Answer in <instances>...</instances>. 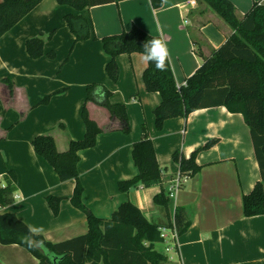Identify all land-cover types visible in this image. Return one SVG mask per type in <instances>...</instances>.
Wrapping results in <instances>:
<instances>
[{
    "label": "crops",
    "instance_id": "0c3cea01",
    "mask_svg": "<svg viewBox=\"0 0 264 264\" xmlns=\"http://www.w3.org/2000/svg\"><path fill=\"white\" fill-rule=\"evenodd\" d=\"M195 1L194 5L192 0H162V6L154 8L151 0H120L86 8L82 13L90 18L98 38H90L83 43L85 46L83 60H87L96 67L100 64L103 69L110 57L103 47L101 38L120 34L136 25L165 40L177 85H184L203 63V58L198 51L200 50L206 57L210 56L213 50L225 43L233 32L231 26L216 11L200 0ZM232 2L236 7L237 17L243 19L255 3L263 4L264 0H232ZM67 13L76 14L78 11L71 6L60 5L57 0H43L0 38V58H2L0 113L6 110L17 112L27 110L30 113L41 107L47 108V105L42 104L41 101L44 97L51 95L50 93L52 95L54 93L51 103L55 98L65 97L75 89L92 82L90 79L76 82L66 71L63 75L62 70H58L61 64V54L56 51L59 40H63L66 45L67 41L70 43L75 37L65 22L64 16ZM53 29H56L55 35L47 39ZM40 32H44L46 36L45 51L56 49V58L48 59L45 55L33 59L29 56L26 51V41ZM141 54L139 52L129 55L120 54L117 60L120 66V81L125 80L124 82L127 83L124 90L130 97L133 96L132 104L141 108L142 113L137 116L138 123L145 125L142 123L143 118L146 119V111L149 112L156 107L161 102V97L158 92H150L145 87L143 72L148 63L142 61ZM128 60L131 61L132 73L127 69ZM57 70L58 75L55 74ZM51 71L53 83L47 86ZM8 77L14 83L13 93L10 92L4 80ZM41 81L48 88L31 96L28 86L34 83L41 84ZM102 81L104 83L101 84L110 88L106 78H102ZM59 85L60 91L56 92ZM61 86L66 89L61 91ZM119 89L121 86L116 87L117 91ZM82 101L83 98L80 95L77 109L80 108ZM88 108L90 117L104 132L99 137L96 148L90 152L83 151L84 149L79 152V168L83 166L88 156H92L93 152L97 153L96 159L93 160L95 166L91 168L89 177L94 178L97 183L100 180L99 190L92 189L97 193L89 198V190L85 184L83 193L85 203L91 209L94 207V214L99 215V212H96L99 202L102 204L100 206L98 204V207L104 208V213L108 211L110 217L122 202L131 200L150 221L161 227H170L174 221L175 209L186 207L191 213L192 224L184 234L179 235L176 246L171 241L155 244L157 250L167 255L169 262L172 261L175 264H264V214L250 217L244 214L243 196L253 189L261 176L250 128L241 113L230 112L225 106H216L196 110L187 118H169L165 121L162 131H157L153 123L149 124V130L146 129V133L154 143L156 157L162 170V181L149 186L139 185L128 192L119 190V193H114L109 201L108 191L106 192L107 189L103 188H106L107 183L108 187H111L113 183L115 186L119 184V181L133 178L138 174L137 166L132 160V148L133 143L138 139L141 140L145 135H140L139 131L134 132V134L139 133L138 136L123 135L124 132L118 128V122L112 120L105 107L90 101ZM103 113L105 118L99 120V114ZM134 127L136 128L135 125ZM60 128L66 130L65 125H60ZM10 130L8 137L13 132ZM84 131L83 128L80 129V135L73 137L81 138V133ZM6 138L1 139L4 141L0 143L1 145L6 143ZM72 138L68 141L73 140ZM212 139H217L216 143L208 149L201 150L197 156V162L202 166L201 170L195 175L188 176L176 196L171 199L169 211L156 205L153 201L154 196L162 187L166 189L169 182L180 171L179 165L173 161V153L180 150L189 157L195 149ZM56 140L59 142L58 139ZM31 141L29 139L26 145L25 155L29 157L28 163L20 160L23 164L21 162L11 164L6 149L5 153H0V187L6 185L5 175L9 169L15 170L18 175L14 202L9 206H15L18 201L23 202L24 207L31 204L33 192L30 190L31 187L26 185L28 182L25 176L27 179V175L31 171H37L38 168V178H42L47 189L52 186L53 181V186L60 188L55 193L64 198L62 209H68L69 218L66 224L59 222L58 218L61 217L59 216L57 219L51 218L52 226L41 228L29 216L23 215L18 210L14 212L35 233L43 234L51 242H60L85 234L88 231V221L85 219L84 230L78 232L84 218L69 202L76 180L61 181L60 178L55 177L50 165L36 154ZM102 142L105 143L104 146L101 145ZM62 144L63 146L58 148L60 151H65L66 145ZM46 177H50V180ZM102 178L106 182L105 185L102 184ZM87 199L92 201V204ZM114 199L117 201L114 202ZM9 206L1 211H8ZM70 213H72L71 219ZM70 231H75L73 232L75 234ZM66 232L70 234L64 236ZM0 247L9 249V254L2 257V264H39V259L21 245L0 243ZM166 247L170 249L167 250ZM173 255L178 258L177 261Z\"/></svg>",
    "mask_w": 264,
    "mask_h": 264
},
{
    "label": "trees",
    "instance_id": "16d2710c",
    "mask_svg": "<svg viewBox=\"0 0 264 264\" xmlns=\"http://www.w3.org/2000/svg\"><path fill=\"white\" fill-rule=\"evenodd\" d=\"M43 0H2L0 1V38L31 12ZM120 0H57L60 5L73 7L78 13H67L65 22L75 36V42L97 39L90 18L82 12L86 8ZM216 11L233 29L225 43L204 56L201 66L187 79V84L178 88L170 63L167 70L158 71L154 63H148L143 72L145 87L150 92H158L161 102L155 107V121L162 130L165 121L173 117L187 118L192 112L216 106H225L230 112L241 113L250 128L255 157L260 168V180L253 189L243 196L244 214L248 217L264 214V3H255L243 19L236 15L232 0H200ZM154 8L162 6V0H151ZM56 29L50 31L51 39ZM161 38L134 25L120 34L101 38L109 55L106 70L113 81L120 77L117 61L122 53H143V44ZM46 36L44 32L26 41V50L31 58L45 54ZM47 55L56 58V51ZM14 91L11 78L4 79ZM86 101L81 115L86 132L83 139L71 140L69 149L60 151L51 135H37L32 141L36 154L57 172L61 181L76 180L72 204L87 212L88 231L60 242H51L43 234L35 233L15 212L1 211L14 202L18 175L9 169L5 175L6 185L0 187V243L18 244L28 249L39 259V264H169L167 255L157 250L155 244L163 241L158 224L150 221L143 211L131 200L122 202L109 218L98 217L82 201L84 187L78 171L79 152L96 145L98 134L103 129L90 117L88 102L105 107L118 128L130 133L131 124L126 105L110 100L111 90L101 83H90L86 87ZM59 92V91H58ZM51 95L41 103H48ZM61 126H64L61 124ZM145 136L133 143L132 157L138 168L133 178L119 181L118 188L128 192L139 185L149 186L160 183L162 170L156 157L151 138ZM217 139H212L195 149L189 157L180 150L173 153L181 173L191 176L201 170L197 156L201 150L210 148ZM63 197L49 195L51 208L58 214ZM153 201L169 211L171 198L165 188L154 196ZM192 224V216L186 207H177L174 221L179 235L184 234ZM168 227V226H167Z\"/></svg>",
    "mask_w": 264,
    "mask_h": 264
},
{
    "label": "rangeland",
    "instance_id": "374dc122",
    "mask_svg": "<svg viewBox=\"0 0 264 264\" xmlns=\"http://www.w3.org/2000/svg\"><path fill=\"white\" fill-rule=\"evenodd\" d=\"M66 41V40H65ZM87 40H79L75 42V37L73 38V40H71L70 43H66V45H64V41L63 40H59V44H58V49L56 51H59L61 54V64L58 68V70H62V74L64 75V71L67 72V74H69V76L71 78L74 79V81L76 82H84L85 79L87 80H91V83H104L102 81V78H106L109 82V89L111 90L112 94L110 96V100L114 103L120 102L126 105L127 111H128V116L130 119V123L131 124V131L128 134L123 133V135L132 137L134 136H138L139 133L134 134L135 131H139L140 135L144 134V130L142 129L143 125H139L138 120H137V116L140 115V113H142L141 108L139 106H136L134 104H132V97L129 96V94L124 90L125 87H127V83H125L124 81L122 82V80L120 81V77L118 81H113L111 80V78L109 77L107 70H106V65L108 63V61L105 63V66L103 69H101V65L99 64L98 67H96V65L94 64H90L88 63L87 60H83V56H84V49L85 46L83 45V43H86ZM66 46V47H65ZM64 48V49H63ZM27 51V50H26ZM48 52L45 51V54L43 56L46 55V57L48 59H51L48 55ZM122 54H128V53H122ZM129 55V54H128ZM42 56V57H43ZM41 58V57H39ZM33 59H37V58H33ZM118 61V60H117ZM2 63V58H0V64ZM127 69L130 73H132V65H131V61L128 60L127 61ZM1 68V67H0ZM56 71V75H58L59 71ZM51 80H53L52 77V71L50 73V75L48 76V81H47V86H49L50 84H52L53 82H51ZM107 82V81H106ZM90 84V83H88ZM86 83V85H83L82 87H79L77 89H75V91H72L71 93H68L67 96L65 97H61V98H55L54 100H52V102L50 103V100L52 98H50L48 103H42L47 105V108L45 107H41V109H38L37 111L34 112H28L26 111H22V112H17V111H13V110H6L3 114L0 113V143L4 142L1 139L6 138V143L4 144H0V153H5V149L6 152H8L7 154L10 157V161L12 162L11 164H14L16 162H21L20 160H22L23 163L27 162L29 160V157H27L25 154L27 153L26 151V145L28 143V140L34 139V137H36L37 135H51L56 139L59 140V142H57L56 140V145L57 148L60 147L61 145L63 146L62 143H65L66 145V150L69 149L70 146V142L68 141L69 138H72L73 136H79L80 135V129L83 128V133H81L82 137L81 138H72L73 140H79V139H83L85 136V132H86V128L82 115H81V108L83 103L86 101V96H87V91H86V87L88 85ZM106 84V83H105ZM47 86L40 83H34L32 84V86H28V90L30 95H36L37 93L39 94L41 91H43ZM117 86H121V89H119L118 91L116 90ZM48 88V87H47ZM61 91L66 88L61 86ZM60 91V85H59V89L56 91L58 92ZM82 92V94H81ZM49 94V93H48ZM52 94V93H50ZM28 95V92H27ZM80 95L83 98L82 104L80 105V108L77 109V104L78 101L80 100ZM38 96V95H37ZM137 96V95H136ZM89 103V102H88ZM49 105V106H48ZM44 106V105H43ZM154 109L155 107H153L151 110H149V112L146 111V119L143 118V123L146 125V129L149 130V124L153 123L154 127L156 128L157 131H162L159 130L156 126V121H155V114H154ZM105 113L106 110H105ZM105 118L104 113L103 114H99L98 119L99 120H103ZM64 124L66 127V130H63L60 128L61 124ZM83 123V124H82ZM133 124V126H132ZM84 125V126H83ZM134 125L136 126V128L134 127ZM11 129V130H10ZM15 129V130H14ZM78 129V132H77ZM13 131L10 134V137H8V132ZM104 134L103 131H101L98 136H97V142H99V137ZM149 134V132H148ZM142 136V137H143ZM141 139V138H140ZM71 140V139H70ZM120 140V139H119ZM139 140V139H138ZM136 140V141H138ZM31 141V143H32ZM23 145V146H22ZM102 146L105 145L104 142L101 143ZM22 146V147H21ZM97 143L95 146L90 147V148H86L83 151H92L94 148H96ZM59 150V148H58ZM65 150V151H66ZM97 157V153L93 152L92 156H88L85 161L84 164L81 168L78 166V171L80 173V179L81 182L83 184V187L85 188V184L88 187V197L90 198V196H94L95 193L92 191H98V185L99 182L97 183V181L92 178L89 177L90 176V171L91 168H94L95 163L93 162L94 159H96ZM133 160V158H132ZM9 161V162H10ZM21 162V164H23ZM134 162V161H133ZM28 168V166H26ZM52 168V170L54 171V175L55 177L57 176L59 179V176L57 174V172L55 171V169L50 166ZM36 167H34L35 169ZM137 168V167H136ZM26 171V169H25ZM137 173H138V168H137ZM83 176V178H82ZM23 177H24V173H23ZM42 177V175H41ZM47 180H50V177H46ZM25 180L28 182L26 185L30 186L33 192V199L31 197V204H29L28 207H24L23 202L18 201V203L11 207H8V211L14 212V211H19L22 212L23 215H26L27 217L29 216V218L38 226L42 227H50L52 226V220L54 217H56V219L61 216L59 219V222H65L66 224V220L69 218V212L68 209H62V202L64 200V198L61 199L60 201V207H59V212L58 214H55L53 209L51 208L49 201L47 199V197L49 195H56L59 196L58 194L55 193V191L59 190L60 188H58L56 186V188L53 186L54 181L52 186L47 189V186H45V183H43L42 178H38V168L37 171L34 170L30 172L29 175H27V179L25 176ZM103 181L102 184H106V182L104 181V179H101ZM112 185V184H111ZM97 187V190H96ZM100 187V186H99ZM55 188V189H54ZM104 189H107L106 192L107 193V199L109 197V201L112 198L114 193H119V189H118V183L114 186V183L111 187H108V183L106 188L103 187ZM49 190L51 192H49ZM35 192V193H34ZM74 192V191H73ZM64 193V191H63ZM84 193V192H83ZM73 195V194H72ZM96 195V194H95ZM61 197V196H60ZM71 198V197H70ZM82 201L84 202V204L92 211L93 213V209L94 207H92L93 209L90 208V206L88 204L85 203V201L83 200V196H82ZM87 201L92 204L90 200L87 199ZM114 202L117 201L116 199L113 200ZM69 202L71 203L72 207L74 209H76L78 212H80V215L84 218V222L82 223V225H80V229L78 232H80V230H84L83 229V225H86V220L87 219V212L84 210H81L77 207H75L72 202L71 199H69ZM44 203V205L42 204ZM69 203V204H70ZM102 204V202L97 203V207H96V212H99L98 217H109L108 211L106 213H104V208H100L98 207ZM94 206V205H93ZM47 209V210H46ZM101 209V211H100ZM49 211H51L50 213H52L50 215ZM102 212V213H100ZM94 214V213H93ZM100 214L102 216H100ZM97 216V214H94ZM72 218V213H70V219ZM69 219V220H70ZM86 219V220H85ZM55 226H56V221H55ZM72 232V231H70ZM70 232H66L64 236H67L70 234ZM75 232V231H73ZM72 234H75L73 233ZM87 232V231H86ZM58 236V235H57ZM62 236V235H61ZM58 239V237H57ZM9 254V249L6 247H0V264H2V257H4V255ZM12 254V253H11ZM173 254V253H171ZM174 256V255H173ZM175 261H177V257L174 256ZM169 264H175L174 262L170 261Z\"/></svg>",
    "mask_w": 264,
    "mask_h": 264
},
{
    "label": "clouds",
    "instance_id": "9594fccd",
    "mask_svg": "<svg viewBox=\"0 0 264 264\" xmlns=\"http://www.w3.org/2000/svg\"><path fill=\"white\" fill-rule=\"evenodd\" d=\"M170 53L162 38H152L143 44L141 59L144 63H154L158 71L167 70Z\"/></svg>",
    "mask_w": 264,
    "mask_h": 264
},
{
    "label": "built area",
    "instance_id": "2783aa9c",
    "mask_svg": "<svg viewBox=\"0 0 264 264\" xmlns=\"http://www.w3.org/2000/svg\"><path fill=\"white\" fill-rule=\"evenodd\" d=\"M196 1L192 0V4L195 5ZM187 84V81L184 83V85ZM178 88H180V86H178ZM188 176L181 173V171H179L177 173V175L169 182L167 188H166V193L169 196V198H174L176 196V194L178 193V191L181 189V187L183 186V183L187 180ZM160 231H161V237L163 239V242H168L171 241V243H173V245L176 246V243L178 242L179 239V233L176 229L175 226L173 227H160ZM162 242V241H161ZM165 249L169 250V247H166Z\"/></svg>",
    "mask_w": 264,
    "mask_h": 264
}]
</instances>
